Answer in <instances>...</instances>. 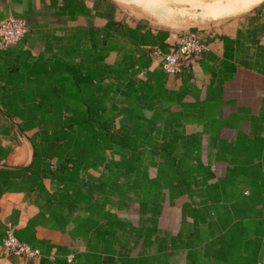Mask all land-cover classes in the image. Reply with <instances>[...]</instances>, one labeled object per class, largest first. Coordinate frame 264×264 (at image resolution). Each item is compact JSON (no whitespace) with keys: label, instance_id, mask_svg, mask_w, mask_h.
<instances>
[{"label":"crops","instance_id":"obj_1","mask_svg":"<svg viewBox=\"0 0 264 264\" xmlns=\"http://www.w3.org/2000/svg\"><path fill=\"white\" fill-rule=\"evenodd\" d=\"M10 16L0 264H264V0L187 27L117 0H0ZM186 32L206 50L163 71ZM9 226L40 254L5 251Z\"/></svg>","mask_w":264,"mask_h":264},{"label":"built area","instance_id":"obj_2","mask_svg":"<svg viewBox=\"0 0 264 264\" xmlns=\"http://www.w3.org/2000/svg\"><path fill=\"white\" fill-rule=\"evenodd\" d=\"M27 31L24 19L8 17L0 23V49L21 40ZM206 50L198 35L194 32L182 33L176 42L173 51L160 55L161 67L167 73H180L185 62L197 57ZM4 250L26 258H33L40 254L38 248L19 240L11 226L8 227L3 238Z\"/></svg>","mask_w":264,"mask_h":264},{"label":"rangeland","instance_id":"obj_3","mask_svg":"<svg viewBox=\"0 0 264 264\" xmlns=\"http://www.w3.org/2000/svg\"><path fill=\"white\" fill-rule=\"evenodd\" d=\"M158 22L187 27L205 18H216L226 12H239L259 0H117ZM134 1V2H133ZM133 2V3H132ZM217 8L210 7L220 3Z\"/></svg>","mask_w":264,"mask_h":264}]
</instances>
